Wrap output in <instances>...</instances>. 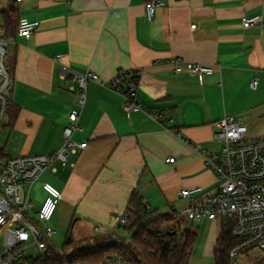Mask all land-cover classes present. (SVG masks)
Returning <instances> with one entry per match:
<instances>
[{
	"label": "crops",
	"instance_id": "crops-1",
	"mask_svg": "<svg viewBox=\"0 0 264 264\" xmlns=\"http://www.w3.org/2000/svg\"><path fill=\"white\" fill-rule=\"evenodd\" d=\"M4 1L2 12L12 6ZM149 1L162 3L153 21L145 14ZM13 5L20 20L40 26L30 40L9 38L13 89L0 123V161L61 149L69 115L80 109L79 84L62 77L64 67L92 72L102 81L120 71L138 72L139 102L164 115L159 122L139 111L128 118L120 94L96 82L87 85L73 136L87 147L71 166L55 164L49 169L55 177L40 178L29 188L37 208L46 197L43 184L62 193L50 223L56 233L67 236L78 226L94 232L99 226L97 237L130 236L117 220L129 217L136 192L151 213L166 217L156 231L182 233L195 225L193 253L203 250L214 257L226 227L221 221L191 223L187 210L220 186L200 154L202 149L220 152L214 141L219 120L237 118L248 127V139H264V29L242 24L253 16L264 20V0H22ZM172 58L214 71L202 78L176 73L168 64ZM254 80H259L255 91ZM196 187L204 193L180 196Z\"/></svg>",
	"mask_w": 264,
	"mask_h": 264
},
{
	"label": "built area",
	"instance_id": "built-area-1",
	"mask_svg": "<svg viewBox=\"0 0 264 264\" xmlns=\"http://www.w3.org/2000/svg\"><path fill=\"white\" fill-rule=\"evenodd\" d=\"M71 4L74 0H64ZM120 1V0H115ZM21 3L22 0H16ZM162 3L149 1L145 5L148 21H153ZM243 28L261 25V16L244 18ZM37 21L20 20L17 35L19 38L30 40L38 30ZM6 30L0 26V123L8 114L11 104L10 95L13 89V76L8 67V46L10 40L5 38ZM57 59H61L58 56ZM176 73H190L204 77L213 73L214 68L197 62H187L181 58H172L168 62ZM138 72L120 71L109 80L102 81L92 73H75L64 67L62 77H73L80 87L79 108L86 102V89L90 82H96L114 90L124 100V112L130 118L135 112H144L157 122L163 120V114H153L138 100L139 79ZM259 80L250 84L252 90H257ZM80 109H73L69 115L71 126H67L63 133L61 149L50 154L22 155L0 161V232L5 237V252L0 256V264H80L70 260L71 255L55 254L51 248V240L56 234L50 225L58 206L62 200V193L50 184H43L46 194L43 203L36 207L26 186L31 188L41 178L42 174L61 164L71 166V161L79 150H84L87 143L77 144L73 140L77 123L81 114ZM172 123V119L170 120ZM248 127L237 118L228 116L216 123L214 139L222 148L220 152L200 150L205 167L210 170L220 186L217 190L201 199L194 201L187 210V217L191 223L203 221H221L231 230V237L235 241L229 251L230 264H238L236 258L240 254L264 255V139L250 140L247 137ZM175 159L169 163L174 164ZM205 189L196 187L180 192L183 198H195L204 193ZM151 213L148 206L143 210ZM122 230L129 225V217L123 215L118 218ZM102 234L99 226H94V235ZM161 235V234H160ZM117 248L125 252L116 257L108 258L105 264H134L132 254L127 248L133 245L131 236L115 237Z\"/></svg>",
	"mask_w": 264,
	"mask_h": 264
},
{
	"label": "trees",
	"instance_id": "trees-1",
	"mask_svg": "<svg viewBox=\"0 0 264 264\" xmlns=\"http://www.w3.org/2000/svg\"><path fill=\"white\" fill-rule=\"evenodd\" d=\"M2 1L4 0H0V3ZM9 1L12 6L1 13L7 39L16 36L20 23L19 11L13 5L16 0ZM144 209L141 198L134 192L127 209L129 225L124 230L133 239V245L127 251L132 254L134 264H190L198 235L191 230L181 233L175 229L159 233L155 226L166 217L147 213ZM234 243L231 230L224 228L214 251L215 264H230L229 251ZM65 247L76 250L70 260L80 264H105L108 258L125 252L124 249L117 248L114 236L93 238L83 245L75 241L72 230L66 236Z\"/></svg>",
	"mask_w": 264,
	"mask_h": 264
},
{
	"label": "rangeland",
	"instance_id": "rangeland-1",
	"mask_svg": "<svg viewBox=\"0 0 264 264\" xmlns=\"http://www.w3.org/2000/svg\"><path fill=\"white\" fill-rule=\"evenodd\" d=\"M7 5H8L7 1H2L0 3V13L2 12V10H4L7 7ZM1 24H2V19L0 17V25ZM214 141L217 144H219V145H217L218 146L217 149L221 150L222 145H220V143L218 141H216L215 139H214ZM42 176H41V178H46V177H51V176L55 177V175H53L49 169L46 170L42 174ZM25 189L28 191L29 186H26ZM35 195L36 194L33 192L32 198H35ZM37 205H38V202H37ZM216 222L218 224H220L219 223L220 221H216ZM166 224H168V222ZM196 227L197 226L194 225V231L196 233L197 232L199 233V230H197ZM73 236H74L76 242L84 245L85 242H89L91 239L94 238V232H92V230H90L89 228H81L80 226H78L75 229V232H73ZM65 239H66L65 233L57 232L51 240L52 251L55 254H62V255H71L72 254V255H74L76 250L72 247H65ZM4 241H5V237L2 236V233L0 232V256L5 252ZM216 247H218V245ZM192 254L193 255L191 256L190 264H215L214 257L212 255L208 256V255L204 254L203 250H200V251L196 250V252H194ZM236 262L238 264H264V255L256 256L254 254H249V255L240 254L236 258Z\"/></svg>",
	"mask_w": 264,
	"mask_h": 264
}]
</instances>
